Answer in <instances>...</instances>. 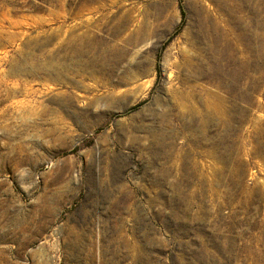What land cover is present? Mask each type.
I'll use <instances>...</instances> for the list:
<instances>
[{"label": "rangeland", "instance_id": "1", "mask_svg": "<svg viewBox=\"0 0 264 264\" xmlns=\"http://www.w3.org/2000/svg\"><path fill=\"white\" fill-rule=\"evenodd\" d=\"M0 264H264V0H0Z\"/></svg>", "mask_w": 264, "mask_h": 264}, {"label": "bare ground", "instance_id": "2", "mask_svg": "<svg viewBox=\"0 0 264 264\" xmlns=\"http://www.w3.org/2000/svg\"><path fill=\"white\" fill-rule=\"evenodd\" d=\"M86 45V44H85ZM89 47V46H88ZM82 48V47H81ZM76 58V57H75ZM81 64V63H80ZM59 65V64H58ZM63 65V64H62ZM60 67V66H59ZM64 68V67H63ZM61 69V68H60Z\"/></svg>", "mask_w": 264, "mask_h": 264}]
</instances>
